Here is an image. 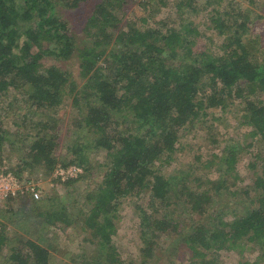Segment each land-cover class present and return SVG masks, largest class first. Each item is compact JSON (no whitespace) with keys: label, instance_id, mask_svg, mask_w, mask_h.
<instances>
[{"label":"trees","instance_id":"1","mask_svg":"<svg viewBox=\"0 0 264 264\" xmlns=\"http://www.w3.org/2000/svg\"><path fill=\"white\" fill-rule=\"evenodd\" d=\"M119 1L0 0V102L15 92L14 103L24 100L29 111L22 119L31 141L23 164L13 171L16 177L26 178L25 170L52 175L58 165L72 164L94 176L88 150L105 152L86 215L44 210L42 205L54 200L30 195L19 196L26 200L25 209L45 229L72 227L83 215L88 241L99 253L96 264H124L112 235L128 199L138 203L139 264H220L224 252L242 257L253 249L264 258V36L254 32L259 18L242 8L256 0H177V18H193L165 31L149 28L148 17L142 25H122L114 11ZM85 7L90 10L78 32L68 12ZM201 16L220 41L210 44L215 50L195 48L202 31L193 24L204 25ZM72 60L78 63L81 86L60 65ZM67 98L75 118L71 160L58 155L60 119L55 115ZM235 107L242 113L240 125L249 129L245 146L220 141L213 132L220 120L216 112ZM3 126L0 117V150L7 139ZM195 128L220 153L205 161L197 153L187 172L169 174L166 168L182 153L184 131ZM245 147L253 148L248 167L263 168L246 189L237 184ZM5 233L0 230V246ZM51 247L21 237L4 264H51Z\"/></svg>","mask_w":264,"mask_h":264},{"label":"rangeland","instance_id":"2","mask_svg":"<svg viewBox=\"0 0 264 264\" xmlns=\"http://www.w3.org/2000/svg\"><path fill=\"white\" fill-rule=\"evenodd\" d=\"M236 1L238 3L242 2V0ZM94 2H97V0H94ZM177 2V0H121L119 2H114V11L121 18L122 25L129 21L137 22L139 25H142L145 24L143 20L148 17L149 28L165 31V26H167L168 29L171 27L177 28L181 23H186L187 19L193 18L191 14H185L182 18H179L180 16L177 18ZM244 3L246 5H242V8L250 9L252 18H259L255 23L254 32L256 35L264 36V0H256L255 4L252 6H250L248 2ZM225 4H227V2H225L223 6ZM89 10V7H85L78 12H68L72 14L71 17L78 32L84 26L83 20L84 17L88 15ZM62 13L65 14L66 11ZM204 15L207 14L204 12ZM199 18L202 22L204 21L205 24L201 26L195 23L193 24L194 27H198L202 31V36L197 38L195 48L202 50L209 48L215 50L217 47H215V45H213V47L210 44L215 42L219 45L220 41L214 32L206 30L207 25L205 17L201 16ZM196 22H198V20ZM82 38L83 36H81L79 40ZM261 52H264V48ZM45 61L50 63L51 59L48 58L45 59ZM60 65L71 74L72 81L81 86L83 81L80 78L78 63L72 60L62 62ZM99 65L105 67L103 63ZM14 94L15 92H12L7 98H4L0 102V117L4 123V130L7 132V139L4 142L3 148L0 150V161H8L11 170L17 171L23 164L21 161L28 152L27 142L29 140L31 141V138H29V140L26 139L29 129H27V125L24 126V120L22 119V116H26V114L29 113L28 106L24 100H21L19 103L20 106H17V103H14V96L19 97V94ZM261 96L262 99H264V94ZM11 102L12 104H10ZM72 108L71 98H67L66 102L55 111V115L60 119L58 134L61 137V145L58 150V155L68 160H71L68 147L70 145L72 147L75 146L74 142L76 140L72 131V124L75 119L73 117L74 111ZM232 109L233 111L229 113H221V111L216 112L217 118H220V120L216 121L213 132L218 138L221 136L220 141L227 143L233 141L244 143L249 129L240 125L242 113H238L236 107ZM16 114L19 116H16ZM41 114L42 112H39L34 116H39ZM50 116H52L51 112ZM184 135L185 136L181 139L183 147L182 153L178 154V158L172 166L166 168V172L169 174L174 172L179 173L182 172V170L187 172L190 169V163L194 161V157L197 153V155H201L202 160L205 161L210 158L212 154H217L221 151L219 148L214 149V147H212L207 136L204 135L203 130H200V128H195L192 132L184 131ZM83 137L86 139V135ZM249 143L250 138L247 137V144ZM243 145L245 146L246 142ZM245 149H247V152L243 154L242 159L238 163V171L241 174V179L237 184L246 189V187L253 185L255 172L261 174L263 168L261 165L256 170H252L248 167L250 158H252L251 152L253 148L245 147ZM90 151L92 152L90 156L95 168L93 172L95 175L90 176L84 168L81 167L84 172L82 177L71 184L56 183V187L52 188L49 182L51 175L45 174L43 170L32 173L30 170L24 169L23 175L26 176V178L35 179L37 182L41 181L42 188L40 189L41 197L39 200H48V202L54 200V203L50 205L48 203L43 204L42 208L44 210H46V208L47 210L64 208L65 212L71 215L72 218L77 217L81 211L85 212V215L88 213L91 208V202L88 200V196L93 194V191L96 190L101 181L99 176V165L100 162H103L105 159V152L97 155L94 150H88V152ZM259 164H261V162H259ZM180 174L184 175L183 173ZM20 199L19 196L14 197L0 206V220H3L0 225V230H3V228L6 230L5 244L0 246V264H4L8 261L11 253L10 249L17 245V241L21 237L39 240L44 245L50 244L52 246L50 248L52 254L51 264H96V257L99 256V253L96 244L88 241L91 235L89 230L86 231L83 228V215H81L76 225L72 227L47 226L45 229L36 224V215L32 211L25 209L24 205L26 204V200ZM137 204L136 199L124 201L119 208L118 217L115 220L116 233L112 235V241L118 249L121 257L120 260L124 264H129L130 262L134 264L140 263V250L143 244L140 238L139 218L136 211ZM1 214L5 217H1ZM260 252V249L249 250L245 252L242 257L237 252H224L220 255L219 262L220 264H239L242 260H248L251 264H264V258H262L263 255Z\"/></svg>","mask_w":264,"mask_h":264},{"label":"built area","instance_id":"3","mask_svg":"<svg viewBox=\"0 0 264 264\" xmlns=\"http://www.w3.org/2000/svg\"><path fill=\"white\" fill-rule=\"evenodd\" d=\"M83 169L78 165H69L64 167L58 165L49 178L50 186L56 187V183L64 184L69 181H75L82 177ZM41 181L35 179L17 178L6 160L0 161V206L5 204L10 198L30 195L34 200L41 197Z\"/></svg>","mask_w":264,"mask_h":264}]
</instances>
